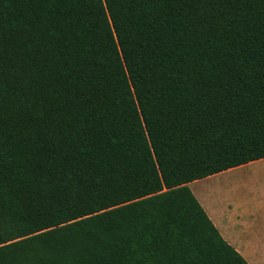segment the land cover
Returning a JSON list of instances; mask_svg holds the SVG:
<instances>
[{
	"label": "trees",
	"instance_id": "trees-1",
	"mask_svg": "<svg viewBox=\"0 0 264 264\" xmlns=\"http://www.w3.org/2000/svg\"><path fill=\"white\" fill-rule=\"evenodd\" d=\"M264 158V0H0V264H248L188 184Z\"/></svg>",
	"mask_w": 264,
	"mask_h": 264
},
{
	"label": "rangeland",
	"instance_id": "rangeland-1",
	"mask_svg": "<svg viewBox=\"0 0 264 264\" xmlns=\"http://www.w3.org/2000/svg\"><path fill=\"white\" fill-rule=\"evenodd\" d=\"M237 171L211 177L209 180L197 183L199 186L195 184L197 181H194L188 187L195 196L193 191L198 186V192L204 194L208 204L219 212L226 211L230 206L229 201L245 203L244 206L256 208L260 200L252 199V192H259L264 188V168L261 170L251 166ZM216 225L248 264H264V221L259 224Z\"/></svg>",
	"mask_w": 264,
	"mask_h": 264
},
{
	"label": "crops",
	"instance_id": "crops-1",
	"mask_svg": "<svg viewBox=\"0 0 264 264\" xmlns=\"http://www.w3.org/2000/svg\"><path fill=\"white\" fill-rule=\"evenodd\" d=\"M260 165V166H259ZM254 166L256 169H263L264 168V158L250 162L248 164L229 169L227 171L209 176L207 178L200 179L201 181L195 182L196 185L199 186L197 183H202L203 181L209 180L211 177H218L223 175L225 172H233L239 169H246L248 167ZM240 172V171H237ZM264 183V182H263ZM191 184V183H190ZM188 184V186L190 185ZM263 185V184H262ZM198 186L194 189L195 198L197 199L198 203L201 205L203 210L205 211L206 215L214 224L216 229L219 231L222 238L231 245L238 253V249H236L225 237L222 235L220 229L217 227L216 224H259L260 222L264 221V188H262L259 192H252V199H259L260 202L257 204L256 208H251L250 206H244L242 203H232L228 202L230 206L226 209V211H216L211 204H208L206 201L204 194L198 192Z\"/></svg>",
	"mask_w": 264,
	"mask_h": 264
}]
</instances>
